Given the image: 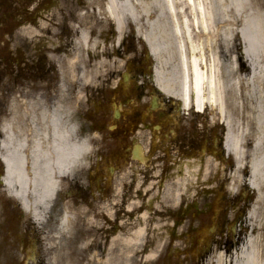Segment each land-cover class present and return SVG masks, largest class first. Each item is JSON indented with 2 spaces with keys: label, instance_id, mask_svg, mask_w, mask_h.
Returning a JSON list of instances; mask_svg holds the SVG:
<instances>
[{
  "label": "flooded vegetation",
  "instance_id": "1",
  "mask_svg": "<svg viewBox=\"0 0 264 264\" xmlns=\"http://www.w3.org/2000/svg\"><path fill=\"white\" fill-rule=\"evenodd\" d=\"M44 1L28 0L23 13L28 24L43 14L38 3ZM16 3L0 0V14L9 15L0 17V34L6 26L3 31L12 38L18 29ZM116 45L120 64L106 58L105 77L87 85L88 71H79L74 82L63 79L47 54L19 58L16 46L0 49V142L12 105L57 109L71 139L86 148L52 199L51 221L63 224L68 216L64 228L75 238L99 235L109 244L143 228L148 214L154 234L169 239L165 250L183 264H206L215 252L231 256L241 244V215L249 210L252 193L237 188V165L224 146L226 128L211 108L185 107L158 87V62L134 35ZM97 60L87 58L90 64ZM31 234L22 231L23 246L32 243Z\"/></svg>",
  "mask_w": 264,
  "mask_h": 264
},
{
  "label": "rangeland",
  "instance_id": "2",
  "mask_svg": "<svg viewBox=\"0 0 264 264\" xmlns=\"http://www.w3.org/2000/svg\"><path fill=\"white\" fill-rule=\"evenodd\" d=\"M16 1L18 9L15 16L18 22L17 33L15 38H12L3 31L8 27H1V50L9 51L10 48L16 46L18 53L21 54H19L20 57L18 55L19 58L32 55L34 58H39L43 55L45 57L47 54L48 63L61 72L60 76L63 79L74 82L79 71H88L90 73L88 75L91 77L86 79L82 77L86 85L92 80H94V84H97V81H101L105 77L108 70L106 58H115L113 62L120 64V61L117 60L116 51L118 50L115 45V35L112 33V29L100 21V15L96 13L99 6L105 5V0H46L44 3H38L44 8V12L41 16H37L33 25L26 22V16L23 14L28 0ZM174 1L177 5L185 4L182 0ZM231 1L233 0H225V5L230 4ZM234 1L237 3V14H234L232 10L229 11L231 21H216L214 29L209 33L192 27V40L202 46L205 55L214 56L220 60L219 78L221 81L228 84V78L232 75L236 78L239 75L244 77L239 86L237 85V93H241L244 97L250 90V85L247 82L248 68L241 69L244 64L246 66L244 58H264V0ZM37 2L38 0H33V3L37 4ZM211 5L215 10L216 17V11H218L216 0ZM6 16L9 15L2 10L1 19L4 20ZM155 18H157V13L151 17L152 20ZM228 28L232 29L233 34L230 41L223 34L224 31L227 32ZM81 29H85L89 36L91 35V40L86 46L79 40ZM144 31L155 38L163 63L160 67L177 87L180 79V56L177 42L172 35L169 16L166 15L152 29L145 27ZM135 34L134 28L131 27L126 30L124 36L132 37L134 35V38L146 47L142 38ZM183 41L188 55H190V43L185 39ZM87 58H98V60L97 62L91 61L93 64L91 65ZM233 64H236L237 67L235 72L232 71ZM230 73L232 74L227 76ZM237 104L239 106L236 108H232L229 103L227 105L229 114L232 116L233 132L238 134L239 131L246 128L245 135L241 140L244 153L243 166L236 171L237 187L245 188V195L252 193L250 194L252 199L247 213L241 215L244 224L242 234L244 233V235L241 238L240 246L234 253L237 252L238 255V250L250 238H254V247L264 257V187L262 189L263 196L258 199V192L247 185L250 166L254 161L259 160L261 153L255 146L256 132L254 127L249 125L251 118L248 109L243 111L239 108L242 105L240 96L237 97ZM9 108L11 109H8L2 120V127L4 130L8 128L11 134L4 133L3 143L7 145V148L2 150V153L7 154L15 162L17 170L20 169L21 159L24 158L25 162L29 159L32 149V132L42 134L47 131L50 133L52 120L57 118L60 132L70 135L68 127L63 126L60 111L57 109L53 112L50 111V108L43 107L36 111L25 102H19L16 106L12 105ZM211 114L216 122H222L216 110L211 108ZM32 191L29 189V201L31 202L38 198V195ZM53 203L52 200H49L44 205L37 206L41 220L34 223L32 214L24 212L14 197L9 196L3 186L0 188V264L14 262L15 264H42L43 262L46 264H98L110 251L126 252L130 256L126 264H183V259L180 256L165 250L169 239L165 235L161 237L154 234V221L148 214L145 215L143 228L135 231L132 229L127 237L112 238L108 244L99 235L77 239L57 221L55 223L51 221L49 210ZM11 207L16 209L13 210ZM25 228L33 232L30 240L32 243L29 246L21 244L23 240L21 233ZM220 255L225 256L226 254L215 252L206 264H218ZM223 264H231V261H226L225 257Z\"/></svg>",
  "mask_w": 264,
  "mask_h": 264
},
{
  "label": "bare ground",
  "instance_id": "3",
  "mask_svg": "<svg viewBox=\"0 0 264 264\" xmlns=\"http://www.w3.org/2000/svg\"><path fill=\"white\" fill-rule=\"evenodd\" d=\"M182 1L185 4L177 5L174 0H105V5L99 6L96 13L100 15V21L104 25L114 30L118 39L125 35L128 28L133 27L145 40L159 64L156 82L161 90L168 95L180 98L185 107H189L192 103L199 111L210 106L218 112L227 128L226 148L237 161V171L243 166L244 153L241 140L246 128L238 134L233 132L232 116L229 114L227 105L229 103L232 108H236L239 106L237 97H241L242 105L239 108L243 111L248 109L251 118L249 125L253 126L256 132L255 146L261 153L259 160L251 164L248 179V185L258 192V199H260L263 196L264 187V58H244L246 66L244 64L241 69L248 68L247 82L250 90L243 97L241 93H237V85L239 86L244 77L239 75L236 78L232 75L228 78V84L221 81L220 60L214 56L205 55L202 46L192 40V27L209 33L214 29L216 21H231L229 11L232 10L234 14H237V3L233 0L225 5V0H216L218 11L215 17V10L211 7L214 0ZM154 13H157V18L152 20ZM166 15L170 18L172 35L177 42L180 56V79L177 87L160 67L163 63L155 38L144 31L145 27L154 28ZM228 30L223 34L230 41L233 34L231 28ZM184 39L190 43V55L184 46ZM79 40L86 46L91 40V35L89 36L85 29H81ZM234 70L237 71L236 64H233L232 71L235 72ZM50 126L52 128L50 133L47 131L42 134L31 133V153L26 162L24 158L20 160L19 170L15 168V162L7 154L1 155L7 167L5 178L7 191L22 201L25 210L32 214L37 223L41 220L37 206L44 205L55 197L61 181L73 173L86 148V145L74 141L66 132H60L57 118L52 120ZM9 131L5 128V132L10 135ZM6 148L7 145L4 143L2 149L6 150ZM29 189L34 190L32 193L38 195L33 202L29 201ZM68 218V216L63 217V227L67 224ZM254 245L255 239L250 238L238 250V255L237 252L231 256L220 255L218 264H223L225 257L226 261H231V264H264L263 254ZM129 259L130 256L126 252L110 251L98 264H126Z\"/></svg>",
  "mask_w": 264,
  "mask_h": 264
}]
</instances>
